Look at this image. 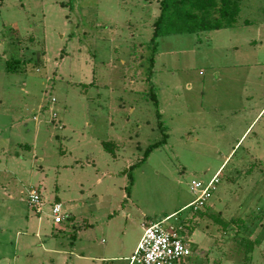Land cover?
<instances>
[{
    "label": "rangeland",
    "instance_id": "1",
    "mask_svg": "<svg viewBox=\"0 0 264 264\" xmlns=\"http://www.w3.org/2000/svg\"><path fill=\"white\" fill-rule=\"evenodd\" d=\"M160 1L0 0V264H125L164 220L187 264H264V0L154 45ZM56 199L75 217L58 236Z\"/></svg>",
    "mask_w": 264,
    "mask_h": 264
},
{
    "label": "built area",
    "instance_id": "2",
    "mask_svg": "<svg viewBox=\"0 0 264 264\" xmlns=\"http://www.w3.org/2000/svg\"><path fill=\"white\" fill-rule=\"evenodd\" d=\"M218 182V176H214L208 184L193 182L191 192L196 198L188 205L194 212L201 210L209 198L214 186ZM27 203L31 209L40 212L42 197L39 192H29ZM50 214L54 224H61L68 218L62 215V205L53 203ZM164 222L150 224L144 228V232L133 255L128 258L127 264H178L191 256L189 242L185 234H181L183 226L166 225Z\"/></svg>",
    "mask_w": 264,
    "mask_h": 264
},
{
    "label": "trees",
    "instance_id": "3",
    "mask_svg": "<svg viewBox=\"0 0 264 264\" xmlns=\"http://www.w3.org/2000/svg\"><path fill=\"white\" fill-rule=\"evenodd\" d=\"M241 3L242 0H161L151 43L156 45L159 38L166 36L233 28L239 22ZM156 146H149L147 152ZM185 231L183 228L181 234Z\"/></svg>",
    "mask_w": 264,
    "mask_h": 264
},
{
    "label": "crops",
    "instance_id": "4",
    "mask_svg": "<svg viewBox=\"0 0 264 264\" xmlns=\"http://www.w3.org/2000/svg\"><path fill=\"white\" fill-rule=\"evenodd\" d=\"M243 2H244V0H242V3H241V12H240V14H242V4H243ZM240 18V17H239ZM239 23V22H238ZM243 24L244 25H249L250 24V22L248 21V20H244L243 21ZM248 129H249V127L245 130V132H244V134L243 135H245L246 134V132L248 131ZM40 193V192H39ZM41 194V193H40ZM42 197V196H41ZM56 202L55 203H59L60 204V202L59 201H57V199L55 200ZM43 203V202H42ZM51 205L52 204H49V210H48V215H47V217L48 218H50L51 217V214H49V212H50V207H51ZM62 205V204H61ZM41 208H42V206H41ZM41 208H40V212H38L37 214H39V213H41ZM62 208H63V205H62ZM67 211H68V214H67V212H65L67 215H68V218L67 219H64V221L62 222V224H60V225H63V226H66V227H70V226H72V224H74L75 223V217L73 216V214H71V210L67 207ZM50 216V217H49ZM52 218V217H51ZM166 219V218H165ZM51 220V219H50ZM56 225H58V224H54L53 223V220L51 221V226H52V231H53V233H54V236L56 235V236H58V234H68L67 232L70 230V229H62V227H61V229H58V228H56ZM59 225V226H60ZM78 231V230H77ZM81 232H84V231H81ZM81 232H79V233H81ZM143 232H144V227H143V225H142V234H143ZM38 233H39V229H37V233L35 234V236L37 237V238H39V235H38ZM77 233V232H76ZM185 233H187V229H186V231H185ZM142 234L139 236V238H138V240H137V242H136V244L133 246V248L130 250V251H128V252H126V253H122V254H119L118 256H117V258H114V259H117L118 261H120V262H123V263H125V264H127V261H128V258H130L132 255H133V253H134V251H135V249H136V247H137V245H138V242L140 241V239H141V237H142ZM75 236H77V235H75ZM46 244V243H45ZM40 246H42V244L40 243ZM42 249H43V251H44V253H49V254H55V255H61V256H64V255H66V254H69V255H73V252H69V253H67L66 251H62V250H57L56 248H54V249H47V248H43L42 247ZM82 258V257H81ZM84 259H86V258H84ZM103 260V259H102ZM53 261V260H52ZM187 264V262H186V259L184 260V261H181V262H179L178 264ZM39 264H45L43 261H41ZM47 264H53V262H51V260H49L48 262H47Z\"/></svg>",
    "mask_w": 264,
    "mask_h": 264
}]
</instances>
